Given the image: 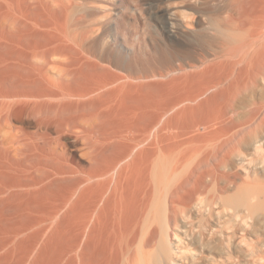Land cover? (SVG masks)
<instances>
[{"label":"rangeland","instance_id":"1","mask_svg":"<svg viewBox=\"0 0 264 264\" xmlns=\"http://www.w3.org/2000/svg\"><path fill=\"white\" fill-rule=\"evenodd\" d=\"M254 3L58 0L43 10L67 47L102 58L120 78L93 95L100 115L90 123L76 118L62 138L61 212L46 191L0 203V264H164V221L187 238V264H264V211L250 228L242 225L236 196L240 177L264 190V62L239 63L233 78L218 65L245 38L240 12ZM149 82L153 131L146 115L134 119L128 94ZM183 98L192 99L174 103Z\"/></svg>","mask_w":264,"mask_h":264},{"label":"bare ground","instance_id":"2","mask_svg":"<svg viewBox=\"0 0 264 264\" xmlns=\"http://www.w3.org/2000/svg\"><path fill=\"white\" fill-rule=\"evenodd\" d=\"M56 1L0 0V203L27 201L46 191L52 194L51 209L59 214L61 187L65 181L63 174L67 171L61 150L64 146L62 138L72 132L76 118L90 123L100 115L95 110L97 101L93 95L118 81L120 75L111 72L102 58L75 53L74 47L65 45L56 26L42 20L43 10ZM254 1L253 7H243L239 16L240 29L246 30L245 38L230 46L226 59L218 63L228 77L239 72L236 68L239 63L254 68L264 62V0ZM114 64L121 68L122 62L117 60ZM122 83L118 89L125 87ZM154 89V82L137 83L128 93L135 103L131 114L137 121L146 115L149 120L145 127L147 131L157 128ZM144 94H147V112L139 105ZM187 99L192 98L174 103ZM166 112L167 109L160 113ZM252 114L258 115L259 108H254ZM174 116L176 118L178 113ZM89 128L91 125L87 131ZM142 133L134 137L135 144L142 142ZM68 160L71 159L68 157ZM240 179L242 182L236 190L237 206L244 207L239 210L243 212L240 222L250 228L255 224L256 213L264 211V190L244 182L243 177ZM169 229L164 221L158 256L163 258L164 264H187V238L178 231L171 233ZM246 239L247 235L242 236L241 242L247 245ZM192 256L194 260L195 254Z\"/></svg>","mask_w":264,"mask_h":264}]
</instances>
